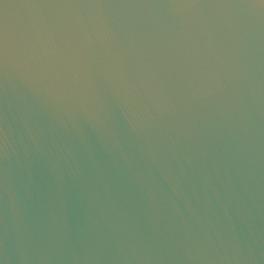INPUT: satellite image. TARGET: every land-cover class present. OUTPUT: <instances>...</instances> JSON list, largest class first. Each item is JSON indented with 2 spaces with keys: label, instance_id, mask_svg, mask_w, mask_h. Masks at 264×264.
<instances>
[{
  "label": "water",
  "instance_id": "water-1",
  "mask_svg": "<svg viewBox=\"0 0 264 264\" xmlns=\"http://www.w3.org/2000/svg\"><path fill=\"white\" fill-rule=\"evenodd\" d=\"M0 264H264V0H0Z\"/></svg>",
  "mask_w": 264,
  "mask_h": 264
}]
</instances>
